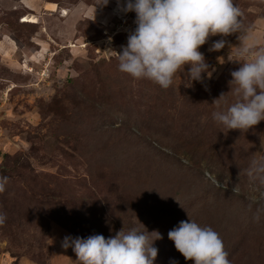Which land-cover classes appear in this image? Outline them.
<instances>
[{
    "label": "rangeland",
    "instance_id": "obj_1",
    "mask_svg": "<svg viewBox=\"0 0 264 264\" xmlns=\"http://www.w3.org/2000/svg\"><path fill=\"white\" fill-rule=\"evenodd\" d=\"M97 3L0 0V264H78L65 236L133 227L161 234L154 264H193L167 235L189 218L231 264H264V183L247 175L264 120L227 130L212 115L237 99L236 49H264V0H234L241 30L200 46L211 77L190 83L185 64L166 89L119 70L135 13Z\"/></svg>",
    "mask_w": 264,
    "mask_h": 264
},
{
    "label": "clouds",
    "instance_id": "obj_2",
    "mask_svg": "<svg viewBox=\"0 0 264 264\" xmlns=\"http://www.w3.org/2000/svg\"><path fill=\"white\" fill-rule=\"evenodd\" d=\"M123 13H135L136 27L127 36L126 45L118 53L119 70L136 79L154 81L168 88L175 74L185 64L190 65L188 79L201 82L212 71L204 54L199 51L210 36H227L241 30V12L234 0H116ZM109 0H98L104 6ZM219 39L210 50L224 48ZM244 60L231 72L236 87V101L224 110L215 111L213 119L229 129L248 130L264 120V49L253 51L244 45L235 51ZM203 73V77H202ZM247 175L264 183V157L254 158ZM9 182L0 176V193ZM258 209L254 220L259 221ZM6 216L0 213V224ZM168 238L185 260L193 264H231L219 234L210 226H201L188 219L180 221L168 232ZM162 236L158 230L133 227L105 238L102 234L87 238L65 236L62 247H72L78 264H154L158 254L154 246ZM172 264H176L175 261Z\"/></svg>",
    "mask_w": 264,
    "mask_h": 264
},
{
    "label": "bare ground",
    "instance_id": "obj_3",
    "mask_svg": "<svg viewBox=\"0 0 264 264\" xmlns=\"http://www.w3.org/2000/svg\"><path fill=\"white\" fill-rule=\"evenodd\" d=\"M52 4H50V6H51ZM53 6V5H52Z\"/></svg>",
    "mask_w": 264,
    "mask_h": 264
}]
</instances>
